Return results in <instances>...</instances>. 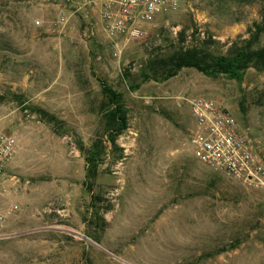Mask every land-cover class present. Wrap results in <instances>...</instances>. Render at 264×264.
Segmentation results:
<instances>
[{"label":"rangeland","instance_id":"rangeland-1","mask_svg":"<svg viewBox=\"0 0 264 264\" xmlns=\"http://www.w3.org/2000/svg\"><path fill=\"white\" fill-rule=\"evenodd\" d=\"M263 22L264 0H179L175 13L114 55L117 42L103 36L94 8L62 25L55 4L0 0V128L16 140L19 184L2 230L16 235L0 238V264H264V184L211 174L186 143L187 101L211 99L264 161V70L247 68L235 81L183 68L156 81L147 69L180 49L227 55ZM101 83L126 110L113 147ZM25 105L61 121L58 133ZM78 144L99 151L93 178L84 177Z\"/></svg>","mask_w":264,"mask_h":264},{"label":"built area","instance_id":"built-area-1","mask_svg":"<svg viewBox=\"0 0 264 264\" xmlns=\"http://www.w3.org/2000/svg\"><path fill=\"white\" fill-rule=\"evenodd\" d=\"M42 1L55 4L57 20L62 25L81 8H94L103 36L117 42L114 55L119 53V44L143 39L150 25L179 8V0ZM64 7L67 10H63ZM187 103L192 126L186 143L192 157L211 174L231 183L247 187L263 185L264 161L258 156L246 129L211 99L194 97ZM16 150L14 135L0 128V238L16 235L2 233L6 220L17 208L8 203L9 197L19 189L18 179L11 173Z\"/></svg>","mask_w":264,"mask_h":264},{"label":"trees","instance_id":"trees-1","mask_svg":"<svg viewBox=\"0 0 264 264\" xmlns=\"http://www.w3.org/2000/svg\"><path fill=\"white\" fill-rule=\"evenodd\" d=\"M262 25L253 24V31L250 32L248 39L242 41V45L230 49L227 55H215L208 51L198 48H187L175 50L167 55L148 61L147 69L151 70L150 79L156 81H165L177 74L180 69H194L202 76L214 79L218 76H225L228 79L240 81L247 68H253L256 71L264 70V47L254 48L259 34L263 31ZM146 73L142 74V79L147 80ZM100 91L104 97L102 103L104 133L106 141L113 147L115 138L120 135L127 127L126 110L124 108L122 96L115 92L108 85L101 83ZM22 101L21 96H16ZM31 114L37 120L51 126L54 133L62 126V122L56 119L52 114L33 105H25ZM240 111L242 109L240 108ZM78 151L83 155L85 163V178H93L97 161L99 160V151L96 145H92L90 150H85L81 144H78ZM85 184V182H84Z\"/></svg>","mask_w":264,"mask_h":264},{"label":"crops","instance_id":"crops-1","mask_svg":"<svg viewBox=\"0 0 264 264\" xmlns=\"http://www.w3.org/2000/svg\"><path fill=\"white\" fill-rule=\"evenodd\" d=\"M13 165H14V160H13V162H12V167H13Z\"/></svg>","mask_w":264,"mask_h":264}]
</instances>
